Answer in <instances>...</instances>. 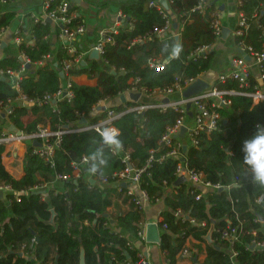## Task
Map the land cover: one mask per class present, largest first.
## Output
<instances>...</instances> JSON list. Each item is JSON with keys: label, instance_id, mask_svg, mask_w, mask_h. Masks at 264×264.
Wrapping results in <instances>:
<instances>
[{"label": "trees", "instance_id": "obj_1", "mask_svg": "<svg viewBox=\"0 0 264 264\" xmlns=\"http://www.w3.org/2000/svg\"><path fill=\"white\" fill-rule=\"evenodd\" d=\"M199 0H169V5L179 19L183 21L180 43L183 51L179 59L169 62L162 49L165 43L177 41L166 35L163 38L151 35L158 27L162 28L169 20V11L159 8L154 0H134L122 3L123 13L132 18L133 26L121 28L118 34L111 33L114 43H106L104 60L115 67V72L106 70L97 61L89 66L80 63L70 70L71 75L88 73L97 78L95 85L73 83L74 97L71 101L58 102L55 110L52 104L13 106L10 118L26 133H34L39 124L49 125L52 130L62 125H70L81 119L80 114L90 113L104 97H115L132 88L134 80L140 78L139 87L149 91L167 89L176 84L186 86L187 82L197 79L211 69L215 52L198 57H191L198 48L214 44L217 37L212 26L217 19L214 5L205 13H191L192 7ZM239 10L247 18L249 27L242 35L236 36L237 45L244 43L255 51H262L264 45V0H237ZM56 0L53 6L60 3ZM52 6V7H53ZM166 14V15H165ZM15 18V12L9 10L0 14V31L9 26ZM82 24L73 18L70 27ZM51 24L47 21L35 23L32 27L34 43L24 42L21 49L31 62H38L51 52V44L45 39L50 33ZM59 32L61 26L58 27ZM57 29V30H58ZM66 49L57 56L58 66L41 65L32 70L28 68L21 81V92L7 80L0 79V104H6L20 93L29 98H42L54 94L62 88L60 76L61 61L71 59ZM160 58L167 61L162 70H156L149 64L150 59ZM12 67L19 70L17 58L0 60V68ZM264 74V67H263ZM219 89H240L254 91L261 87L264 91V79L261 84L251 73L248 84L240 87L236 79L215 82ZM231 104L220 107L219 128L211 133L200 132L195 136L196 144L187 149L180 148L188 166L204 175L212 184H219L223 189H215L203 194L190 183L173 186L178 178L176 157L160 158L170 149L160 140L167 127L176 123L181 113L173 108L161 111L149 108L141 113L130 111L115 121L119 129L122 148L118 153H107V166L98 176H111L122 170V154L128 152L131 160L138 167L145 166L153 152L154 161L141 176V188L150 196V203L156 204L164 199L168 207L162 213L163 228L160 247L167 253L169 264H176L177 256L190 236L206 242L211 234L212 242L207 243V255L197 264H264V249L253 248L254 240L264 241V188L256 187L251 182L243 163V143L256 132V125H264V102L254 103L249 96L230 95ZM130 101L127 106L137 105ZM117 112L124 107L118 106ZM102 114L101 117H104ZM98 119V118H96ZM99 140L97 131L91 129L82 132H70L63 135L61 145L55 151L52 167L44 157L34 153L30 147L23 158L24 175L13 176L3 163L5 145H0V185H9L14 191L34 188L43 182H51L58 174L72 173V162L87 155ZM177 139L173 137L176 145ZM85 171H83L84 173ZM61 189L53 190L47 199H42L38 192L20 194L4 193L0 197V264H36L35 259L22 257L19 247L29 244L36 238V260L48 262L53 255V264H80L84 251L86 264H124L131 260L135 264L139 259L140 249L135 247L131 238L139 237L140 222L146 218L144 209L136 206L134 195L126 188L101 186L88 183L84 177L77 181L63 183ZM165 186H173L174 191L165 194ZM125 196V197H124ZM263 198L259 200V198ZM118 197L129 202V209L112 216L106 215L110 206ZM181 210L204 226H196L189 219L177 216ZM262 219V221H260ZM116 223L126 234L113 229ZM229 226L238 228V239L228 241L221 238V231ZM208 242V241H207ZM235 253V257L232 254Z\"/></svg>", "mask_w": 264, "mask_h": 264}, {"label": "crops", "instance_id": "obj_2", "mask_svg": "<svg viewBox=\"0 0 264 264\" xmlns=\"http://www.w3.org/2000/svg\"><path fill=\"white\" fill-rule=\"evenodd\" d=\"M60 1L68 2L70 8L69 10L74 15V18L78 19L81 23H83L86 28L85 32L79 35V37L75 42L76 55L81 56L80 64L78 63L80 67L89 66L94 61H97L106 70L115 72V67L108 65L107 62L104 60L103 56L100 55L99 58L92 57L93 46L101 40L102 32H107L109 30L111 31L114 28L117 29L119 28V32H120L121 28H124L126 26L129 27L133 26L132 18L123 13L122 3L125 1H134V0H60ZM154 2L159 8L166 10L163 4L161 3V0H154ZM167 2L169 4V0H167ZM42 3L43 0H10V3L7 5L0 1V14L5 13L9 10H13L15 12V18L12 21V23L6 28H4L5 33L3 35V42L0 46V60L4 58L14 57L19 60L20 65L22 64L23 57L24 55L27 54L21 49V44L24 43L25 41L29 42L30 44L34 43V38L32 36V32H33L32 27L35 23H39L41 21L35 22L33 15L35 14L37 16L44 15ZM213 5L216 9L215 13L218 16L223 29L224 28L228 29L229 33L226 37H224L222 31V35L217 37L215 43L212 44L210 48V52L212 51L215 52V58L212 67L209 71L204 72L199 76V78L205 79L212 86L215 85V82L218 80V77L221 73L230 70L232 59L235 56L239 55L241 52L235 39L237 36L236 32L237 29L239 28V22L241 16L244 15V13L238 9L239 4L237 0H216L213 3ZM167 11H169V20H170L168 29L165 32H163L162 35L160 36L154 35V36L163 38L166 35H169L175 37V39L180 42V34H181L183 21L179 19L178 15L174 11H172L171 8H169ZM45 21L49 22L52 26L50 33L45 35V39L49 41L51 44V52L46 54L49 55L48 58H45L46 56L45 55L41 61L34 63L30 61L29 63L30 66L29 67L27 66V68H32V70H36V68L41 65H45L49 63L52 64L53 62L55 66H58L57 56L63 49V41H61L59 38V33H60L58 29L59 25H57L52 20L48 21V19H46ZM18 38H20L21 41H19ZM114 42L115 41L108 43H114ZM76 64L77 63L73 62V66H75ZM6 69H13V68L8 67ZM6 69L0 68V79L7 80L15 87V89L18 92H21V86H20L21 81L15 82L14 80H11L8 76L3 74V71ZM250 69H251V73H253L255 76L259 75L258 67L252 61L250 63ZM61 74L62 71L60 70V76ZM61 78L63 79L62 87H64L66 83H68V81H71L72 84L76 83L80 85H95L97 83V78L88 73H83L80 75H71L70 73H68V75L63 74ZM163 90L164 89L157 88L152 91H149L148 89L143 91H133L132 89H129L128 91L121 93L115 97H109V96L104 97L99 101V103H97V105H95V107L90 113L88 114L83 113L84 116H80L81 119L77 122L72 123L71 126L69 125V127L70 128L81 127L90 123H97L107 117L108 109L115 110L116 107L121 105L125 109V107H128L127 104L130 101L138 102V104H155V103L168 102L169 97L172 99H179L181 98V96H183V91H179V92L177 91L174 94L169 95L166 94ZM138 93L140 94V97L136 99L133 95H136ZM122 95H125L126 101H123L121 99ZM12 103H14V105L17 106H28V107L34 106L30 103L29 104L20 103L19 101H16V99L13 100ZM10 107L12 106L8 103V101L5 105L0 104V135L6 133V131L8 132L9 130L17 132L13 130V125L15 124L12 122L10 118V114L7 113ZM102 114H105V116L101 117ZM82 119H85V122H82ZM192 122L193 119L189 115V117L186 118V123L190 125L192 124ZM40 125L43 124H39V126ZM17 129L20 130L19 128ZM178 139L182 142L183 147L185 149H187V147L190 144H192L191 139L188 133L186 132L181 133ZM35 142L36 140L14 141L8 145H5L6 149L3 155V163L5 164L9 172L16 178H21L24 175L23 158L27 150L33 146L39 147V145L35 144ZM37 143H41V141H38ZM84 171H85L84 179L87 182L91 183L92 182V180H90L91 175L87 171V168ZM179 178L180 177H178L177 180ZM54 180L51 182H43L39 184L40 188L38 190H35L34 192L40 193L42 199H47L51 191L61 189V187L64 185L63 184L64 182L54 181ZM93 182L91 184H94ZM184 183H188L186 182V179ZM95 184L101 186H107V187H115L118 189V186L115 182L101 183L97 181ZM178 185L175 183L173 186L175 187ZM173 186H169V187L165 186L166 188L164 191L166 195H169L171 192L174 191ZM121 187L126 188L127 191L128 190L132 191L135 195H139V196L142 195L141 189L137 186H133V185L130 186L129 184L124 183L121 184ZM198 189L201 191L202 194H206L209 191H215L214 188H209L206 186L198 187ZM5 192L15 193V194L19 193V191H14L13 189L12 191H5ZM5 192H3V195ZM123 198L118 197L115 201V204H113L108 208L106 212V215L108 217L112 219V216L116 215L118 212L129 209L130 200L129 202H124ZM167 209L168 207L165 206L164 199H158L156 204H151L150 202H148L147 206L144 208L145 211L144 213H146V218L140 222V225L142 227L141 229L144 230L145 233V238L142 239L140 236L136 238L135 237L131 238L132 244L138 249H140V253H144L145 255H147V257L150 259V261L153 264H169L167 253L163 251L160 247L161 238L159 243H152L147 241V230H148L147 227L151 223L156 224L157 222L161 237L163 233L162 229L164 228L161 225V222L163 220L162 213L164 210ZM179 216H183L185 219H189L188 217H190L188 214L185 213H182ZM260 221H262V219H260ZM193 225L204 226L206 225V222L204 221L201 223L199 221H196L195 223H193ZM110 226L113 227V229H116L126 234L116 223L113 222V220ZM209 235H210V240L208 239ZM211 242H212L211 234H208L206 236V242L196 239L193 236L188 237L186 239L183 248L184 247L188 248V250L190 251V255H188L187 257H179L178 254L176 264H197L199 262H203L207 255V243H211ZM21 247L22 245L19 247L18 250L20 255L28 259L30 258L35 259L36 264H38L39 261L36 260L35 254H32L30 258L29 256L27 257L23 256L22 255L23 251L21 250ZM50 257L53 258V255L51 254ZM232 257H235V253L232 254Z\"/></svg>", "mask_w": 264, "mask_h": 264}, {"label": "built area", "instance_id": "obj_3", "mask_svg": "<svg viewBox=\"0 0 264 264\" xmlns=\"http://www.w3.org/2000/svg\"><path fill=\"white\" fill-rule=\"evenodd\" d=\"M4 4H9L10 0H0ZM216 0H199L191 9V13H205L210 6L213 5V3ZM56 0H43L42 8L44 11V15L37 16L36 14L33 15L34 21H45L46 19H50L54 21L57 25L61 26V30L59 33V38L61 41H63V48L66 49L67 53L69 55L75 56L76 50H75V42L79 35L83 34L86 30L85 25L82 23L78 25L75 28H71V22L74 18V15L70 12L69 4L67 1H61L56 6H53L55 4ZM155 2H151L153 4ZM53 6V7H52ZM166 15V14H165ZM169 21H167L166 25L162 28L156 27L151 35H162L163 32H165L169 27ZM212 26L214 28V33L216 37H219L222 35L223 27L221 22L219 21V18L215 21H213ZM249 24L247 21V18L242 15L240 22H239V28L237 29L236 34L242 35L244 29H248ZM119 32V28H114L113 30H109L107 32H102L101 40L93 46V49H96L101 56L104 54V47L105 44L108 42H113L114 37L110 35L111 33L117 34ZM5 33V29H2L0 31V46L3 42V35ZM18 36V35H17ZM19 41H21L20 38H18ZM212 44H206L201 46L196 50L194 54L191 55V57L195 58L201 55H205L210 52ZM239 46V49L241 50L240 54L235 56L232 59V64L230 70L223 72L219 75L218 79L219 81H226L227 79H236L240 83V87H245L248 84V79L251 74L250 69V63L251 61L254 62L255 65H257L259 69V75L256 76V79L261 83L264 79L263 74V67H264V45L262 51H255L253 47L246 45L244 43H241ZM49 55H46L45 58H48ZM75 63H80L81 56H76L74 59ZM30 63V60L27 55H24L23 61L21 64V67L19 70H13V69H6L3 71V74L8 76L11 80H14L15 82H20L23 80L24 75L27 72V66ZM165 63L167 61H162L160 58L158 59H150L149 64L152 68H155L156 70H162L165 67ZM73 67V62L71 59H64L61 61V71L64 75H68L71 68ZM199 78V77H198ZM197 78V79H198ZM196 79L192 78L190 79L186 86H181L180 84L174 85V87H170L167 89H164L163 91L166 94L172 95L175 92L184 91L190 84H192ZM135 84L132 86L133 91H143L146 90L145 87H139L138 83L140 82V78H136L134 80ZM262 84V83H261ZM72 83L71 81H68L64 87L59 89L54 94H47L42 98H29L25 94L20 93L19 96H17L15 99L16 101H19L20 103L25 104H32V105H42L44 103H50L54 107V109H57L58 102L62 100H68L71 101L74 97V91L72 89ZM246 95L253 99L254 103L264 102V91L261 87H256L254 91H243L240 89H219L217 86L210 85L208 89L204 90L203 92L191 96V97H185L181 96L179 99H172L169 97L168 102H162V103H155V104H137L131 107H125L123 111L116 112L113 109H108L107 117L97 123H90L81 127H73L70 128L69 125H62L56 130H52L49 125H40L38 127V130L34 133H26L23 130H19L21 133L14 132V131H6V133L0 135V145H8L14 141H25V140H38L41 141L42 145L37 147L33 146L34 153H38L42 157L45 158V160L52 166H55L54 157H55V151L57 148L61 145L63 135L70 132H82L86 130H95L97 131L98 127H102L105 125L113 126L117 128L115 125V121L120 118L122 115H124L127 112L130 111H137L138 113H141L149 108H158L161 111H165L169 108H173L176 111H179L181 113L180 117L177 119L176 123L172 126L167 127L166 132L161 137L160 143L165 144L170 149L160 158V160H163L165 157H176L177 159H180L178 166H177V174L178 177H184L186 179V182L192 184L195 188L198 189V187L206 186L209 188L214 189H223L224 187L219 184H212L204 179V175L202 173H199L197 171H194L191 169L187 162L184 159L183 154L180 151V148L183 146L182 142L178 139L180 134L182 133V129L185 128L184 132L188 133L191 143L196 144L195 136L199 134L200 132H206L211 133L214 130H217L220 125V121L222 119L221 113L217 110L220 107H227L231 104V99L229 98L230 95ZM15 99H9L8 103L12 106L8 109L7 113L11 114L13 110L14 103L13 100ZM12 103V104H11ZM99 103V102H98ZM191 104L190 109L187 108V105ZM97 105V104H96ZM189 115L192 117L193 122L192 124L186 123V118L189 117ZM80 116H84L83 113L80 114ZM118 129V128H117ZM119 130V129H118ZM183 132V133H184ZM173 137L177 139L176 145L173 143ZM150 155V157L147 159V162L145 166L138 167L135 163L132 162L130 154L128 152H124L122 155V162L124 163V168L119 171H115L111 176H96L92 177L90 176V180L95 184L97 181L101 183H112L115 182L118 186V189H122L121 184L127 183L130 186H137L141 189L142 195H135L132 191L128 190V193L131 195H134V201L136 203V206L144 209L148 202H150V196L148 192L145 189L141 188L140 182H141V176L146 171V169L151 166L152 162L154 161V155ZM118 153V152H116ZM79 161H73L72 162V173L67 174H58L54 181H70L75 180L77 181L78 178L84 177L83 171L86 170L87 165L85 164L83 157ZM91 182V183H92ZM90 183V182H88ZM40 188L39 185L35 186L32 189L29 190H23L16 194L17 200H20V194H27L30 191H35ZM0 190L2 192L5 191H12V188L9 185H0ZM202 193H199L197 195V198L199 199L202 197ZM263 198L261 196L259 198V201ZM183 212L181 210H177L175 212L176 215H180ZM191 222L195 223L196 219L193 217H188ZM157 224V222H156ZM164 228L167 226L164 224ZM238 228L229 226L226 229H223L221 231V238L228 240V241H236L238 237ZM138 236H140L142 239L145 238L144 230H140L138 233ZM36 238H32L29 244H24L21 247V250L23 251V256H29L33 254V251H35V245H36ZM253 248L258 249H264V241H256L254 240ZM190 255V251L188 248L184 247L180 253L179 257H187ZM139 259L135 264H153L150 259L145 255L144 253H139ZM38 264H53L52 257H49L48 262H42L39 261ZM124 264H132L131 260L126 261Z\"/></svg>", "mask_w": 264, "mask_h": 264}, {"label": "clouds", "instance_id": "obj_4", "mask_svg": "<svg viewBox=\"0 0 264 264\" xmlns=\"http://www.w3.org/2000/svg\"><path fill=\"white\" fill-rule=\"evenodd\" d=\"M166 59L171 62L179 59L183 46L179 41L165 43L162 49ZM99 140L95 146L83 157L87 165V171L92 177L98 176L107 166V153L115 154L122 148L119 139L120 132L117 128L109 125L98 127ZM243 165L247 174L251 177L254 186L264 188V125L257 124L254 135L245 140L242 147Z\"/></svg>", "mask_w": 264, "mask_h": 264}, {"label": "water", "instance_id": "obj_5", "mask_svg": "<svg viewBox=\"0 0 264 264\" xmlns=\"http://www.w3.org/2000/svg\"><path fill=\"white\" fill-rule=\"evenodd\" d=\"M161 3L163 4L164 8L166 10H168L170 8L167 0H161ZM48 21H50V19H48ZM229 33V30L224 28L223 29V35L224 37H226ZM92 57H95V58H99L100 57V54L99 52L96 50V49H93L92 51ZM30 65L28 64V67ZM61 76H63V73L61 74ZM261 83H263V81H261ZM210 86V83L207 82L205 79L203 78H198L196 79L192 84H190L184 91H183V96L185 97H191V96H194V95H197L201 92H203L204 90L208 89ZM136 99L140 97V94H136V95H133ZM121 99L123 101H126V97L125 95H122L121 96ZM191 107V104H188L187 105V108L190 109ZM82 122H85V119H82ZM13 130L17 131L18 133H21L17 127L15 125H13ZM185 128L182 129V133L184 132ZM38 141L36 140L35 144L41 146V143H37ZM185 181V178L184 177H180L177 181H176V184H181V183H184ZM3 195V192L0 190V197ZM148 230H147V241L149 242H152V243H159L160 242V232H159V227L157 224L155 223H151L148 225ZM208 239L210 240V235L208 236ZM56 264L58 263V256L56 257ZM80 264H86V261H85V256H84V251H82V254H81V261H80Z\"/></svg>", "mask_w": 264, "mask_h": 264}, {"label": "rangeland", "instance_id": "obj_6", "mask_svg": "<svg viewBox=\"0 0 264 264\" xmlns=\"http://www.w3.org/2000/svg\"><path fill=\"white\" fill-rule=\"evenodd\" d=\"M232 43V42H231Z\"/></svg>", "mask_w": 264, "mask_h": 264}]
</instances>
